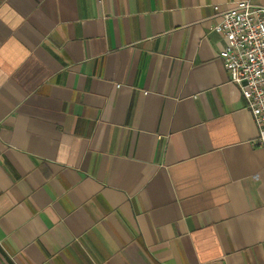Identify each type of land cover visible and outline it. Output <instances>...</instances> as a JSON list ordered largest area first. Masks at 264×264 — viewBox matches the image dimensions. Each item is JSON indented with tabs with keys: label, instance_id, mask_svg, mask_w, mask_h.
<instances>
[{
	"label": "crops",
	"instance_id": "1",
	"mask_svg": "<svg viewBox=\"0 0 264 264\" xmlns=\"http://www.w3.org/2000/svg\"><path fill=\"white\" fill-rule=\"evenodd\" d=\"M238 1L0 0V264H264Z\"/></svg>",
	"mask_w": 264,
	"mask_h": 264
},
{
	"label": "built area",
	"instance_id": "2",
	"mask_svg": "<svg viewBox=\"0 0 264 264\" xmlns=\"http://www.w3.org/2000/svg\"><path fill=\"white\" fill-rule=\"evenodd\" d=\"M215 10L220 21L213 31L226 42L219 59L257 125L254 144L264 149V6L244 0L225 11Z\"/></svg>",
	"mask_w": 264,
	"mask_h": 264
}]
</instances>
